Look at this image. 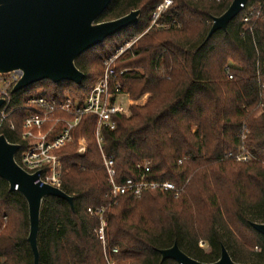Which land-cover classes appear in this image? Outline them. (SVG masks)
<instances>
[{
  "label": "trees",
  "instance_id": "1",
  "mask_svg": "<svg viewBox=\"0 0 264 264\" xmlns=\"http://www.w3.org/2000/svg\"><path fill=\"white\" fill-rule=\"evenodd\" d=\"M161 1L111 0L97 22L139 10L138 22L128 27L133 34L121 36L122 30L79 55L74 63L85 75L81 85L42 80L10 91L11 105L40 90L56 99L68 92L82 101L102 75L103 59L143 33ZM231 1L173 0L158 22L179 26L152 27L116 60V70L127 69L119 77L121 91L132 101L148 96L129 106L127 115H116L114 130L102 132L103 152L114 159L115 182L137 179V163L149 162L146 180L168 181L182 191L174 197L170 190L146 189L140 198L125 194L111 201L94 119L85 116L74 137L85 139L86 152L77 154L74 143L61 150L60 188L72 196L73 206L55 196L42 201L40 264H175L159 253L174 242L200 262H215L224 246L235 262L264 263V236L250 224L264 222V17L249 29L239 13L206 40L211 18ZM261 1L248 0L247 6ZM24 90L30 95L23 97ZM23 115L14 111L0 126V135L20 145L16 161L23 149ZM243 129L248 130L244 142ZM242 149L253 159L236 162L225 156ZM107 205L103 244L96 235L100 221L87 208ZM28 231L24 197L0 178V264H33Z\"/></svg>",
  "mask_w": 264,
  "mask_h": 264
},
{
  "label": "water",
  "instance_id": "2",
  "mask_svg": "<svg viewBox=\"0 0 264 264\" xmlns=\"http://www.w3.org/2000/svg\"><path fill=\"white\" fill-rule=\"evenodd\" d=\"M248 0H232L219 16L211 18L206 40L216 31L225 30ZM111 0H0V73L20 72L11 93L42 80L53 83L70 81L81 85L84 73L75 66V59L88 49L138 22L139 10L114 20L97 22ZM4 99L0 98V107ZM19 144L0 135V178L9 191H18L28 209L27 241L33 264H40L37 244L42 201L55 196L73 206L72 196L60 187L35 183V174L26 172L16 161ZM251 227L264 236V222H251ZM161 259L175 264H244L231 259L221 246L219 258L212 263L197 261L180 250L174 242L159 251ZM264 264V263H263Z\"/></svg>",
  "mask_w": 264,
  "mask_h": 264
},
{
  "label": "built area",
  "instance_id": "3",
  "mask_svg": "<svg viewBox=\"0 0 264 264\" xmlns=\"http://www.w3.org/2000/svg\"><path fill=\"white\" fill-rule=\"evenodd\" d=\"M200 1V0H191ZM222 2L223 0H206ZM247 3L241 4V22L251 29L253 23L264 17V0L255 6H247ZM173 7V0H162L159 2L149 16V25L140 35L131 36L124 40L116 48L115 53L103 59L102 75L94 81L88 94L82 101L74 99L68 92H64L59 98L47 97L45 91L40 90L29 96L25 102L18 106L11 105L10 91L14 84L20 78V72L13 71L9 73H0V98L4 103L0 107V126L5 122L7 117L14 111L21 110L24 115L21 121L20 138L23 142L19 161L17 163L28 173L35 174L37 179L35 183L50 184L60 187L62 164L61 150L72 143H77V154H84L87 149V143L84 138L76 140L74 131L79 126L83 118L91 115L94 119V137L100 150L102 165L106 171L110 191L111 201H116L118 197L125 194H131L135 198H140L146 189L159 191H173L174 197L182 191L173 183L148 181L145 173L149 171V162L137 163L138 178H128L122 183L115 182L116 169L112 156H107L102 149L104 130L112 131L116 128L114 117L119 114L126 115L128 112V103L123 98L127 94L121 91L119 77L127 72V69L116 70V60L126 51L130 50L138 39L152 27H168L179 24L172 21L171 24H161L159 18L167 10ZM232 78L231 75L228 76ZM9 129L14 130V125L9 124ZM248 135V130L243 129L241 140L244 142ZM20 149V148H19ZM18 149V150H19ZM226 157L232 158L236 162H248L253 159L249 151L243 149L233 154L228 153ZM264 165V163H263ZM109 205L97 208H87V212L97 217L100 225L96 230L98 239L104 244V227L106 221L104 213ZM199 246L206 248L203 241H199ZM257 250V247L255 248ZM116 252V249L112 250ZM112 264V263H111Z\"/></svg>",
  "mask_w": 264,
  "mask_h": 264
},
{
  "label": "rangeland",
  "instance_id": "4",
  "mask_svg": "<svg viewBox=\"0 0 264 264\" xmlns=\"http://www.w3.org/2000/svg\"><path fill=\"white\" fill-rule=\"evenodd\" d=\"M145 20V17H143V16H140V23H142L143 21ZM133 32H134V28L132 27V28H128V29H124L123 31H122V33H121V36H125V35H132L133 34ZM98 78H96V80H97ZM93 85V84H92ZM30 91L29 90H24V91H22L20 94L23 96V97H26V96H29L30 95V93H29ZM147 94L146 95H144L143 97H141L140 99H138V100H136V101H132V100H130L129 99V97H128V95H127V97H124L123 98V100H124V102L125 103H128V108H129V106H131L132 104H142V103H144L145 101H146V99H147ZM127 114H128V112H127ZM126 114V115H127ZM79 140V139H78ZM73 144V143H72ZM74 144H76L77 146H78V144L75 142ZM23 150V149H22ZM256 248V247H255ZM255 248H254V250H255Z\"/></svg>",
  "mask_w": 264,
  "mask_h": 264
}]
</instances>
